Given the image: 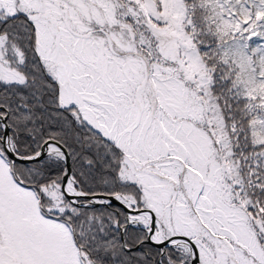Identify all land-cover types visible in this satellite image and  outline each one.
Masks as SVG:
<instances>
[{"label":"snow or ice","instance_id":"6c2138e0","mask_svg":"<svg viewBox=\"0 0 264 264\" xmlns=\"http://www.w3.org/2000/svg\"><path fill=\"white\" fill-rule=\"evenodd\" d=\"M0 264H264V0H0Z\"/></svg>","mask_w":264,"mask_h":264}]
</instances>
